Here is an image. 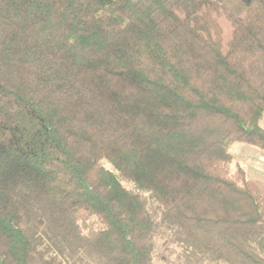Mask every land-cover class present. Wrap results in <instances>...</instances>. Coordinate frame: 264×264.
Instances as JSON below:
<instances>
[{
	"label": "trees",
	"instance_id": "1",
	"mask_svg": "<svg viewBox=\"0 0 264 264\" xmlns=\"http://www.w3.org/2000/svg\"><path fill=\"white\" fill-rule=\"evenodd\" d=\"M264 0H0V264H264Z\"/></svg>",
	"mask_w": 264,
	"mask_h": 264
},
{
	"label": "crops",
	"instance_id": "2",
	"mask_svg": "<svg viewBox=\"0 0 264 264\" xmlns=\"http://www.w3.org/2000/svg\"><path fill=\"white\" fill-rule=\"evenodd\" d=\"M235 145L240 146L237 152H230L244 162L249 179L264 187V154L253 147L239 143L233 144L231 148Z\"/></svg>",
	"mask_w": 264,
	"mask_h": 264
},
{
	"label": "rangeland",
	"instance_id": "3",
	"mask_svg": "<svg viewBox=\"0 0 264 264\" xmlns=\"http://www.w3.org/2000/svg\"><path fill=\"white\" fill-rule=\"evenodd\" d=\"M262 125L264 126V122L262 123ZM239 145H235L233 148H231V152H237V149L239 148Z\"/></svg>",
	"mask_w": 264,
	"mask_h": 264
}]
</instances>
